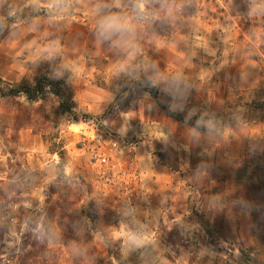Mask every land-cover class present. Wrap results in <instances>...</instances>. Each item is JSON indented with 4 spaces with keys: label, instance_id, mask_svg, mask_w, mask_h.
Segmentation results:
<instances>
[{
    "label": "rangeland",
    "instance_id": "obj_1",
    "mask_svg": "<svg viewBox=\"0 0 264 264\" xmlns=\"http://www.w3.org/2000/svg\"><path fill=\"white\" fill-rule=\"evenodd\" d=\"M11 1L0 88L47 87L0 98V264H264V0H102L140 17L123 49L97 41L98 0H24L37 16L14 24Z\"/></svg>",
    "mask_w": 264,
    "mask_h": 264
},
{
    "label": "trees",
    "instance_id": "obj_2",
    "mask_svg": "<svg viewBox=\"0 0 264 264\" xmlns=\"http://www.w3.org/2000/svg\"><path fill=\"white\" fill-rule=\"evenodd\" d=\"M10 8H7L10 11V15L7 19H10V23H16L17 20H23V21H27V20H31L33 18H35L37 16V11H33L31 8L29 7H25V2L24 0H12L11 4L9 6ZM241 13H244L243 10H241ZM2 22V18H0V24L3 25ZM2 25H0V27H3ZM9 26V24H7ZM6 25V26H7ZM8 28H3L1 35H0V41L5 37V35L8 33ZM58 83V84H57ZM54 85V84H53ZM56 85H58V87L54 88V90H51L50 93L54 94L56 96H65V94L67 93L68 95L66 96V99H61V101L59 102V111L62 113H66V112H72L74 109V102H73V98H72V94L71 92H69V88L67 86V83L64 80H58L56 82ZM47 84L42 82V80H35L32 84H28V83H22V84H17V85H12L10 86V88L8 89V91L6 92L5 90H3L2 88H0V98L1 99H5L8 97H19L24 95L27 99V101L29 102H37L38 100L42 99V97L45 94V90H46ZM60 87V88H59ZM150 93L152 95H154V97L156 98V103L157 105L160 107V109L167 114L169 117L178 120V121H183V118L178 115L176 112H172L170 111L167 107H165L163 104H161L159 102V100L157 99L158 96V92L157 90L151 89ZM195 120L198 121H202V120H206L208 118H206L205 116H197L196 118H194ZM192 122V120H191ZM194 125V124H193ZM204 226V224H203ZM205 231L207 232L208 235L211 236L212 239V232L210 231V229L205 226ZM66 239H76L78 241H80V239L82 240V237L80 236H74V237H70V236H66ZM88 240L87 238L85 239V246L88 245ZM37 243H38V239H37ZM36 245V244H35ZM68 242L65 241V244H63V246L69 248ZM34 246V244H33ZM39 248H37V251ZM56 253L59 257L58 260H56L55 258H51L54 256H49L51 248L44 249V253L42 256H37L35 258H33L30 254H25L24 256L21 257L20 259V264H63L62 263V259L64 256V252L62 250V248H58L55 249ZM87 253V252H86ZM88 264H99L94 262V260H89Z\"/></svg>",
    "mask_w": 264,
    "mask_h": 264
},
{
    "label": "clouds",
    "instance_id": "obj_3",
    "mask_svg": "<svg viewBox=\"0 0 264 264\" xmlns=\"http://www.w3.org/2000/svg\"><path fill=\"white\" fill-rule=\"evenodd\" d=\"M34 3H39V0H33ZM64 0H50V6L56 7L63 3ZM118 2V0H117ZM147 0H135V7L139 14L145 12L144 5ZM95 36L98 42L107 43L113 48L123 49L133 46L137 24L140 17L137 15H127L119 11L108 10L102 0H98L95 6ZM175 82L179 83L178 78H173ZM199 123V122H198ZM57 157V161H58ZM31 230L36 239L43 242L44 240H51L53 238L51 229L46 227L43 223L37 222L32 224ZM129 242L132 244H139L140 237L136 235L129 236Z\"/></svg>",
    "mask_w": 264,
    "mask_h": 264
}]
</instances>
